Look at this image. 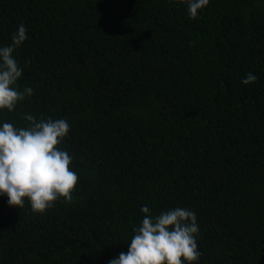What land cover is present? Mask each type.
Listing matches in <instances>:
<instances>
[{
	"label": "trees",
	"instance_id": "obj_1",
	"mask_svg": "<svg viewBox=\"0 0 264 264\" xmlns=\"http://www.w3.org/2000/svg\"><path fill=\"white\" fill-rule=\"evenodd\" d=\"M0 264H264V0H0Z\"/></svg>",
	"mask_w": 264,
	"mask_h": 264
}]
</instances>
